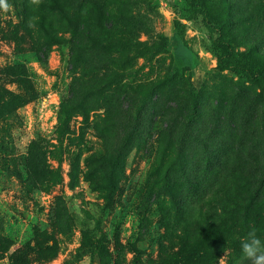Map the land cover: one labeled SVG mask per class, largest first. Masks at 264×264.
Segmentation results:
<instances>
[{"label": "rangeland", "instance_id": "obj_1", "mask_svg": "<svg viewBox=\"0 0 264 264\" xmlns=\"http://www.w3.org/2000/svg\"><path fill=\"white\" fill-rule=\"evenodd\" d=\"M5 2L0 101L8 93L23 99L9 108L0 104V222L13 249L35 246L41 230L55 237L58 250L44 260L29 249L33 264H249L241 249L247 233L239 235L237 227L255 229L264 241V206H255L264 195V82L216 70L215 34L201 16L185 18V0H104L106 46L97 48L99 33L91 31L92 42L83 48L82 41L72 57L67 33L46 64L21 24L22 0ZM206 4L236 51H249L264 67V0ZM77 10L91 28L98 8ZM176 19L186 23L184 40ZM98 70L110 78L104 94L96 86ZM73 90H86L87 115L77 113L61 136L60 108ZM104 95L108 105L101 106ZM40 138L61 181L31 191L14 172L26 176L29 146ZM105 154L103 166L87 161ZM234 193L244 195L245 207L224 214ZM57 196L72 216L67 232L50 221ZM0 264H10L8 257Z\"/></svg>", "mask_w": 264, "mask_h": 264}, {"label": "trees", "instance_id": "obj_2", "mask_svg": "<svg viewBox=\"0 0 264 264\" xmlns=\"http://www.w3.org/2000/svg\"><path fill=\"white\" fill-rule=\"evenodd\" d=\"M103 1L104 0H22L20 12H22L23 15L19 12L21 18L23 17L21 24H25L23 27L29 36L31 48L37 54L39 61L46 64L52 47L56 44H62L64 40L63 35L67 33L70 34L69 44L72 57H74L76 49L82 45V41H87L82 45L83 48H87L89 42H92L90 36L91 31L99 33V35L93 39L94 45L97 46V48L105 47L104 36L102 35L109 30L107 24L110 20V15H108L109 13L105 10V7H103ZM207 1L208 0H185L187 4L185 18L188 20H195L201 16L208 30L212 34H215L213 45L220 52L216 70L220 72L228 70L236 73H244L253 81L264 82V67L258 63L249 51L243 54L236 51L232 40L225 31L223 22L209 12L206 4ZM89 5H95L99 10L98 18L95 23L91 25V28L88 18L78 16L75 11L76 9H86ZM174 29L177 36L181 40H184L186 36V23L182 19H176L174 21ZM109 79L108 75L101 74L99 70L97 71L95 81L96 86L99 87L98 91L100 94H104L106 90L105 86L110 83ZM116 89L117 87L114 90ZM8 96L6 100L3 99L0 101L2 109L16 105L17 101L23 103V99L19 95L8 93ZM193 96L192 114L194 115L198 110L199 99V92L196 89L193 90ZM107 98L108 97L105 95L100 97L101 106L108 105ZM87 102L88 97L86 90L81 94L73 90L72 95L63 101L59 112V134L61 136L70 133L69 124L77 113H81L83 116L87 115ZM115 106L117 108L116 112H121L119 100H116ZM133 107L134 102L132 103V108ZM11 112L12 111H10V113ZM46 143L47 141L43 138L31 142L25 161L26 176L19 171L14 172L15 177L22 186L31 191L49 187V185L57 184L61 181L59 170L54 169L49 163L50 151ZM107 159V154L100 157L92 155L87 158V161L103 166ZM74 178L75 175H71L72 181ZM228 197L231 198L230 202H225V205L221 207L224 214H235L236 210L243 206L245 207V203L241 201V199H244V195L234 193L228 195ZM250 201L251 198L249 196V204L247 206H252ZM261 201L264 206V195L259 198V203L255 206L259 207ZM229 203H233V205ZM224 219V217L219 218L222 222L225 221ZM50 221L55 228L62 232H67L69 230L72 223V216L63 196L56 197L51 210ZM247 228L245 225L237 227V233L245 237V234L247 233L248 235L249 233V227ZM34 241L36 243L33 247L31 245H25L24 247L13 249L14 241L4 233L0 222V261L8 257L10 264H33L37 260L30 257L29 249L37 250L39 253H42L44 255V260H48L57 254L58 242L53 235H48L47 231L39 230L35 235ZM98 248L101 249V255L104 254V252L107 253L105 247H103V243L100 242Z\"/></svg>", "mask_w": 264, "mask_h": 264}, {"label": "clouds", "instance_id": "obj_3", "mask_svg": "<svg viewBox=\"0 0 264 264\" xmlns=\"http://www.w3.org/2000/svg\"><path fill=\"white\" fill-rule=\"evenodd\" d=\"M0 7L7 10L8 5L5 0H0ZM241 249L249 264H264V241L257 236L255 229L250 231L247 238L241 242ZM221 253L222 255L218 259L224 258L225 253L223 250Z\"/></svg>", "mask_w": 264, "mask_h": 264}]
</instances>
